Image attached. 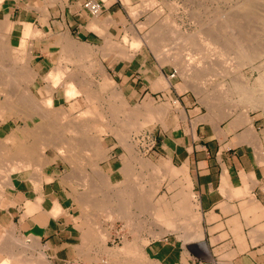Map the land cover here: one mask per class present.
Masks as SVG:
<instances>
[{
    "label": "rangeland",
    "instance_id": "obj_1",
    "mask_svg": "<svg viewBox=\"0 0 264 264\" xmlns=\"http://www.w3.org/2000/svg\"><path fill=\"white\" fill-rule=\"evenodd\" d=\"M4 1L0 0V5ZM129 4L132 8H127L126 11L128 22H123V26L117 29L112 37L113 42L71 44V53L67 58L69 71L65 76H72L75 82L78 81V88L88 90L93 103H89L90 99L85 94L64 101L62 90L56 89L57 99L54 100V107L48 108V114L44 113V120L41 119L42 125L56 126L54 138L57 139V144L54 146L44 144L40 147L33 137L28 135L36 134L41 129L34 128L33 122L37 119L31 120L32 113L26 109L30 108V98L38 104L45 98L41 93L39 95L38 91L40 86L45 84V74L55 66L56 60H60L56 57V51L50 57L48 70L36 77L31 71H26L31 77L26 84L19 79L21 68L18 67L30 68L31 56L26 50L27 38L23 37L25 45L22 49L14 50L9 47L6 39V54L0 55V103L6 97L7 105L10 104L9 109L1 108L0 105V124L7 120L4 127L21 133L19 138L11 133L0 139V169H4V172L13 169L7 167L10 162H14L10 158L12 156L17 159L16 164L23 160L22 153L18 154L22 147L21 141L36 154L35 158L29 159L26 169L37 172L34 165L38 164L40 172L50 163L46 155L54 156L55 173L67 183L64 185L70 192L73 191L76 198H82V195L87 198L79 199L80 204L82 203L81 210L77 204V218L83 220L86 227L80 240L83 264L101 261L108 264H166L149 251L150 245H158L166 240L178 247L181 241L195 242L202 237L200 217L194 214L198 204H195L187 171L173 166L169 161L162 163L152 148L155 143L153 137L159 127H162L164 115L178 119L183 114L180 113L182 105L174 96L185 97L197 113L214 114L221 118L235 113L250 115L258 118L264 128V0H131ZM28 36L30 38V32ZM134 40L137 45L132 46ZM1 49L2 47L0 51ZM110 52H114L115 56L110 55ZM131 58L137 59L138 63L143 60L147 67L161 72L163 76L159 74L155 80L150 81V87L152 90H163L162 95L143 101L139 97L128 101L123 96L120 84L107 68L114 62H125ZM9 68L18 70L4 71ZM8 73L19 76L7 78ZM50 73L47 74L48 81ZM34 79L36 86L31 88L30 82L34 83ZM21 83H24V86ZM56 83L58 85V82ZM2 84H10V87ZM171 91L177 95H173ZM16 101L21 102L19 106ZM59 106L63 108L64 114L66 113V117L62 119L56 118L50 112ZM111 107L116 109V113H112ZM142 110L150 113L152 110L158 111V114L153 116L154 118L148 117L144 111V115L142 114ZM156 117L159 120H156ZM58 139L62 140L61 143ZM81 143L82 145H79ZM13 144L15 149L10 151ZM107 160L118 167L110 177L105 170ZM148 161L152 164L149 165ZM17 169L15 167L12 171ZM158 172H162L161 175ZM0 182L2 195L5 182L3 179ZM72 182L74 184H71ZM128 189L132 190L131 194ZM190 216L192 220H189ZM193 222L196 226L190 232L188 228ZM15 239L12 242H15L18 250L8 254L9 257H0V263L7 260L8 264H23L22 260L40 258L43 255L41 252L39 256L28 255L30 251L21 249L19 243H29L24 238ZM127 245L137 252L133 249L128 250L130 254L128 251L122 252L124 247L126 250ZM43 257L40 260L38 258V264H48ZM177 264L190 263H186L185 257H182Z\"/></svg>",
    "mask_w": 264,
    "mask_h": 264
},
{
    "label": "crops",
    "instance_id": "obj_2",
    "mask_svg": "<svg viewBox=\"0 0 264 264\" xmlns=\"http://www.w3.org/2000/svg\"><path fill=\"white\" fill-rule=\"evenodd\" d=\"M84 1L5 0L0 5V18H6L3 44L0 45L2 55L6 54L4 47L8 45L13 47L11 49H22L25 45L23 37L27 38L26 50L31 56L32 70L18 68L29 70L36 77L48 70L54 51L57 59L62 55L69 57L73 42H113L117 29L128 22L126 11L132 8L131 0H95L101 6L96 17L82 8ZM24 31L30 32V38ZM110 55L115 56L114 52ZM58 60L44 76L45 84L38 91L43 97L50 93L46 76L57 68ZM136 60L117 61L107 68L120 84L123 96L128 101L136 97L143 101L162 95L163 90L150 87V81L162 75L161 72L147 67L143 60L140 63ZM55 82L58 81H53L54 85ZM35 83L36 79L31 88L36 86ZM56 96L52 97L53 105ZM174 97L182 105L183 112L180 110V113L183 114L178 119L164 115L162 127L155 135L153 133L155 143L152 148L162 163L169 161L187 171L195 204H198L194 214L200 217V242L204 244L205 252L198 247V241H181L176 247L166 240L150 245L149 251L166 264H177L182 257L190 264H264L263 126L258 118L250 115L235 113L221 118L209 113L200 114L185 97ZM6 123L7 120L0 124V139L11 133L21 137L20 131L12 132L14 129L4 127ZM14 149L13 144L10 151ZM259 151L263 162L259 160ZM46 158L50 163L41 169L40 175L37 173L38 176L32 169L9 175L10 187L0 195V257L18 250L11 237L24 238L27 243L33 237L38 243L34 256L41 252L48 264L84 262L80 256V240L86 227L84 221L77 218V204L81 210L79 198L55 173L54 156L46 155ZM117 169L112 161L105 162L109 177Z\"/></svg>",
    "mask_w": 264,
    "mask_h": 264
},
{
    "label": "bare ground",
    "instance_id": "obj_3",
    "mask_svg": "<svg viewBox=\"0 0 264 264\" xmlns=\"http://www.w3.org/2000/svg\"><path fill=\"white\" fill-rule=\"evenodd\" d=\"M151 3V2H150ZM261 7V6H260ZM219 16V15H218ZM94 17H96V16H94ZM5 19L6 18H0V45L3 43V42H1L2 41V39H3V32L5 33ZM221 19V18H220ZM94 22V21H93ZM160 26V25H159ZM165 27V26H164ZM166 28H167V26H166ZM162 29V28H161ZM177 30V29H176ZM167 31H168V29H167ZM166 32V31H165ZM210 32V31H209ZM8 33V32H7ZM23 33H25V31L23 32ZM26 33H29V31H26ZM150 33V32H149ZM202 34V33H201ZM33 35V34H32ZM34 36V35H33ZM157 36H159L158 34H157ZM166 36V35H165ZM238 36V35H237ZM155 37V36H154ZM160 37V36H159ZM246 37V36H245ZM208 38V37H207ZM225 38V37H224ZM174 39V38H173ZM150 40V39H149ZM162 40H164V38H162ZM178 40V39H177ZM214 40V39H213ZM250 41V40H249ZM57 42V41H56ZM60 43V42H59ZM75 43V42H74ZM73 43V44H74ZM162 43V42H161ZM220 43V42H219ZM175 44V43H174ZM207 44V43H206ZM223 44H225V43H223ZM228 44V43H227ZM60 45H61V43H60ZM133 45H137V42L134 40L133 42H132V46ZM170 45V44H169ZM176 45V44H175ZM200 45H202V44H200ZM208 45V44H207ZM75 46V45H74ZM131 46V45H130ZM160 46V45H159ZM193 46V45H192ZM206 46V45H205ZM226 46V45H225ZM1 47V46H0ZM71 47V46H70ZM210 46L208 45V48H209ZM158 48V47H157ZM159 49V48H158ZM206 49V48H205ZM219 49V48H218ZM224 49V48H223ZM226 49V48H225ZM14 50V49H13ZM65 50V49H64ZM157 50V49H156ZM207 50V49H206ZM257 50V49H256ZM62 51V50H61ZM205 51V50H204ZM16 52V51H15ZM2 53H3V51H0V55H2ZM5 53V52H4ZM23 53V52H22ZM72 53H74V52H72ZM66 54H67V52H66ZM74 54H76V53H74ZM78 55L79 54H81V53H77ZM225 54H226V52H225ZM174 56V55H173ZM166 57V56H165ZM224 57V56H223ZM67 55H62L61 57H60V60L58 61V66H57V68H55L54 70H52L51 71V73H50V76H49V81H48V76L46 77V79H47V81L49 82V95L47 96V97H45L44 99H43V101H41L40 102V104H38V103H34V101H33V99H29V101L28 102H30V108L28 109L27 107V109L26 110H28L29 112H31L32 113V120L33 119H37V120H35L34 122H33V124H34V128L35 129H41L38 133H36V134H28L30 137H33L32 139L36 142V144L37 145H40V147H41V145H44V144H47L49 147H51V146H54V145H56L57 144V139H55L54 138V129H56V126H53V124H44V125H42V122H41V119L42 120H44V117H43V114L45 113V114H48V112L47 111H49V109L51 108V107H54V105H53V103H52V97L53 96H55V95H57V91H56V89L57 88H60L62 91V93H63V98H64V101L65 100H67V99H70V98H73V97H77V96H80V95H82V94H85L87 97H88V99H90L89 100V103H93V100H92V98L90 97V93H89V91L88 90H84V89H80V88H78V84H76L77 82H75V78H73L72 76L71 77H66L65 76V74H66V72L67 71H69V68H68V66H67ZM81 59V58H80ZM171 59V58H170ZM203 59V58H202ZM218 59V58H217ZM17 60V59H16ZM82 60V59H81ZM175 61V60H174ZM176 62V61H175ZM217 62V61H216ZM219 62V61H218ZM174 63V62H173ZM207 64V63H206ZM208 64H209V61H208ZM220 64H221V62H220ZM219 64V65H220ZM174 65V64H173ZM188 65V64H187ZM199 65V64H198ZM218 65V66H219ZM90 66V65H89ZM175 66V65H174ZM177 66V65H176ZM197 66V65H196ZM195 66V67H196ZM209 67H210V65H208ZM186 67V66H185ZM87 68V67H86ZM217 68V67H216ZM215 68V69H216ZM218 69V68H217ZM11 70L12 71H15V69L13 70V69H11V68H9L8 70L7 69H5L4 71H8V72H11ZM21 70V71H20ZM19 71L21 72V73H19L20 74V78L19 79H21L25 84H26V82H28L29 80H30V76H29V74H28V72H26V71H29V70H26V69H20ZM102 70V69H101ZM191 70V69H190ZM193 70V69H192ZM210 71V70H209ZM105 72V71H104ZM196 72V71H195ZM208 72V71H207ZM179 73V72H178ZM190 73V72H189ZM204 73V72H203ZM14 74V73H13ZM12 73H8L7 74V78H11V79H13V77H15L16 75H13ZM188 74V73H187ZM69 75H70V72H69ZM19 76V75H18ZM18 76H16V77H18ZM31 76H32V74H31ZM180 76V75H179ZM200 79V78H199ZM8 80V79H7ZM20 80V81H21ZM58 81V85H57V83L55 84V85H57L56 87H55V85H54V83H53V81ZM12 81V80H11ZM21 81V82H22ZM33 81V80H32ZM84 81V80H83ZM24 83H21L23 86H24ZM30 83H32L31 84V86L33 85V82H30ZM20 84V83H19ZM48 83H46V85H47ZM81 84V83H80ZM86 84V83H85ZM2 86H9L10 87V84L8 85V84H2ZM21 85H19V87H20ZM86 86V85H85ZM18 87V88H19ZM242 88V87H241ZM23 89V88H22ZM23 91V90H22ZM2 92V91H1ZM24 92V91H23ZM241 92V91H240ZM12 92H10V94H11ZM117 93V92H116ZM7 94V92L5 93V95ZM27 94V93H26ZM26 94H24V95H26ZM2 95V94H1ZM118 94H116V96H117ZM120 95H122V94H120ZM9 96V95H8ZM7 96V97H8ZM28 95H26V97H27ZM84 96V95H83ZM21 97H22V95H21ZM24 98V97H23ZM22 98V99H23ZM56 98V97H55ZM119 98V97H118ZM21 99V98H20ZM28 99V98H27ZM258 99V98H257ZM26 100V99H25ZM15 101V100H14ZM24 101V100H23ZM123 101V100H122ZM257 101V100H256ZM260 101V100H259ZM7 99H6V97H4V101H2L1 103H0V105H1V108H6L7 107V109H9L10 107V104L9 105H7ZM10 102V101H9ZM15 103V102H14ZM16 103H17V101H16ZM19 103H21V102H19ZM19 103H17L18 104V106H19ZM12 105H13V102L11 103ZM16 105V104H15ZM21 105V104H20ZM32 106V107H31ZM16 107H17V105H16ZM15 107V108H16ZM45 107H46V109H45ZM115 107V106H114ZM114 107H111V111H112V113H116V109L114 108ZM22 108V107H21ZM45 110H44V109ZM49 108V109H48ZM138 108V107H137ZM22 109H25V107L24 108H22ZM63 108L61 107V106H59V107H55L54 109H51L50 110V112L56 117V118H58V119H62V118H64V117H66V113L64 114V112H63V110H62ZM89 109L91 110V105H90V107H89ZM161 109V108H160ZM159 109V110H160ZM163 109V108H162ZM18 110V109H17ZM87 111V110H86ZM89 111V110H88ZM143 111H144V114H145V116H148V117H153V116H155L156 114H158V111H154L153 112V110L151 111V113L149 112V111H145V110H142V114H143ZM4 112V111H3ZM49 112V113H50ZM14 113V112H13ZM18 113V112H17ZM102 113V112H101ZM150 113V114H149ZM33 114H34V116H33ZM143 114V115H144ZM159 114H160V111H159ZM162 115V114H161ZM18 116H20V115H18ZM105 116V115H104ZM134 116V115H133ZM137 116V115H136ZM55 117H53L54 118V121H55ZM131 117H132V114H131ZM131 117L129 116L128 118H130L131 119ZM25 118V117H24ZM107 118V117H106ZM154 118V117H153ZM38 119H40V121H38ZM104 119V118H103ZM102 119V120H103ZM129 119V120H130ZM133 119V118H132ZM67 119L65 118V121H66ZM129 120H127V121H129ZM156 120H159V118L158 117H156ZM73 121H75V120H73ZM72 121V122H73ZM124 121H126L125 119H124ZM133 121H134V119H133ZM51 122H53V120L51 121ZM71 122V123H72ZM131 122V121H130ZM44 123V122H43ZM48 123V122H47ZM50 123V122H49ZM54 123V122H53ZM58 123V122H57ZM89 123V122H88ZM87 123V124H88ZM129 123V122H128ZM72 124H74V123H72ZM105 124V123H104ZM110 124V123H109ZM129 124H131V123H129ZM84 126V125H83ZM87 126V125H86ZM109 125H107V127H108ZM104 127V126H103ZM106 127V128H107ZM24 128V127H23ZM33 128V127H32ZM58 128V127H57ZM86 128V127H85ZM113 128V127H112ZM35 129H33V130H35ZM70 129V128H69ZM32 130V129H31ZM75 130V129H74ZM83 130H84V128H83ZM36 131V130H35ZM29 132H31V131H29ZM60 133V132H59ZM246 134V133H245ZM25 137H26V135H24ZM56 136V135H55ZM57 138V137H56ZM247 138V137H246ZM245 138V139H246ZM249 138V137H248ZM22 139V138H21ZM59 140V139H58ZM60 141V140H59ZM62 141V140H61ZM61 141H60V143H61ZM64 141V140H63ZM87 141V140H86ZM93 141V140H92ZM247 141V140H246ZM84 143V142H83ZM87 143V142H86ZM85 144V143H84ZM20 145L22 146L21 147V152L19 151L18 152V154H21L22 153V156H23V160L22 161H20L19 162V164L20 163H22L21 165H19V164H16L18 161H17V159L15 160V159H13V157L14 156H12V157H10L9 155V157L14 161V162H10L8 165H10V166H7L8 168H13L12 170H14V168L16 167V168H18L17 170L19 171V167H18V165L20 166V170H24L23 168H25L26 169V167L29 165L28 164V162H29V159H31V158H35V156H36V154H34V153H32L31 151H30V147L29 148H27L28 146L27 145H25V142L24 141H21L20 142ZM64 145V144H63ZM69 145H70V143H69ZM79 145H82V143L81 144H79ZM90 145V144H89ZM27 146V147H26ZM77 146H78V144H77ZM77 146H75V147H77ZM90 147V146H89ZM89 147H87V149L89 148ZM38 148V147H37ZM48 148V147H47ZM78 148V147H77ZM42 149V148H41ZM40 149V150H41ZM130 149V148H129ZM43 150V149H42ZM54 150V149H53ZM83 150V149H82ZM84 150H86V149H84ZM2 151V150H1ZM261 153V152H260ZM259 153V160H261L262 161V155ZM17 154V153H16ZM21 156V157H22ZM74 158H77V157H74ZM44 159V158H43ZM136 159V158H135ZM11 160V161H12ZM19 160V159H18ZM21 160V159H20ZM72 160V159H71ZM16 161V162H15ZM263 162V161H262ZM262 162H259V163H262ZM15 163V164H14ZM141 163H142V161H141ZM142 164H144V162L142 163ZM148 164H149V161H148ZM147 164V165H148ZM152 164V163H151ZM151 164H149V165H151ZM6 165V164H5ZM38 165V164H37ZM37 165H34V168H36V171L37 172H35V170H34V172L33 173H35L37 176H38V174L40 173L39 172V168H37ZM36 166V167H35ZM141 167V166H140ZM143 167V166H142ZM155 167V166H154ZM173 167V166H172ZM171 167V168H172ZM145 168V167H144ZM157 168V167H156ZM159 168V167H158ZM179 168V167H178ZM177 169V168H176ZM4 169H0V176H1V178L3 179V182H5L4 184V189L6 188V187H10L9 186V183H10V180H9V175L11 174V172H13L12 170H6V172H4L3 171ZM17 170H15V171H17ZM152 170V169H151ZM157 170V169H156ZM33 171V170H32ZM155 171V170H154ZM160 171H162V170H160ZM172 171H174V169L172 170ZM24 172V171H23ZM5 173V174H4ZM7 173V174H6ZM38 173V174H37ZM156 173V172H155ZM159 173V172H158ZM162 173V172H161ZM161 173H159L160 175H161ZM170 173H171V171H170ZM180 173V172H179ZM187 173V172H186ZM3 174V175H2ZM178 174V173H177ZM40 175V174H39ZM185 175V174H184ZM245 175H247V174H245ZM248 176V175H247ZM251 176V175H250ZM249 176V177H250ZM136 177V176H135ZM252 177V176H251ZM245 178H246V176H245ZM1 179V180H2ZM187 179V178H186ZM0 180V181H1ZM188 180V179H187ZM135 181V180H134ZM190 181V180H189ZM252 181V180H251ZM256 182V181H255ZM1 183V182H0ZM247 184V183H246ZM191 185V184H190ZM249 185L250 184H248V187H249ZM188 186V185H187ZM186 186V187H187ZM248 187H245V188H248ZM1 188V187H0ZM12 188V187H11ZM122 189V188H121ZM124 189V188H123ZM122 189V190H123ZM130 189V188H129ZM128 189V190H129ZM184 189V188H183ZM188 189V188H187ZM186 189V190H187ZM250 189V188H249ZM127 190V191H128ZM248 190V189H247ZM247 190L245 191V192H247ZM8 191V190H7ZM132 191V190H131ZM130 190H129V193L131 192ZM154 191V190H153ZM112 192V191H111ZM126 192V191H125ZM156 192V191H155ZM121 193V192H120ZM128 192H126V194H129ZM184 193V192H183ZM84 194V193H83ZM116 194H117V192H116ZM131 194V193H130ZM180 194V193H179ZM75 195V194H74ZM83 196H85V195H82V198H83ZM91 196V195H90ZM130 196V195H129ZM87 197V196H86ZM111 197V196H110ZM128 197V196H127ZM131 197H133V196H131ZM130 197V198H131ZM135 197V196H134ZM78 198V197H77ZM82 198H79V199H82ZM119 198V197H118ZM142 198V197H141ZM83 199H87V198H83ZM89 199V198H88ZM132 199V198H131ZM123 200V199H122ZM86 201V200H85ZM131 201V200H130ZM100 202V201H99ZM84 203H86V202H84ZM82 204V203H81ZM87 204V203H86ZM122 204V203H121ZM120 204V205H121ZM140 204V203H139ZM149 204V203H148ZM174 204V203H173ZM129 205V204H128ZM133 205V204H132ZM137 205V204H136ZM85 206V205H84ZM198 206V205H197ZM86 207V206H85ZM120 207V206H119ZM130 207V206H129ZM146 207V206H145ZM257 207V206H256ZM148 208V207H147ZM146 208V209H147ZM196 210V209H195ZM247 210V209H246ZM245 210V211H246ZM57 211V210H56ZM123 211V210H122ZM155 211V210H154ZM53 212L54 211H52V214H53ZM193 212V211H192ZM253 212V211H252ZM55 213V212H54ZM125 213V212H124ZM109 214V213H108ZM111 214V213H110ZM153 214V213H152ZM155 214V213H154ZM168 214V213H167ZM188 214L189 213H187V217H186V219L188 220ZM192 214V213H191ZM190 214V215H191ZM126 215V214H125ZM166 215V214H165ZM192 216H194V215H192ZM183 217V216H182ZM190 218H191V216H190ZM195 219H197L196 217H195ZM189 220H192V218L191 219H189ZM180 221V220H179ZM197 221V220H196ZM195 221V222H196ZM126 222V221H125ZM191 222V221H190ZM182 223V222H181ZM196 223H198V222H196ZM196 223H192L193 225L191 226V224H189L190 226V228H188L189 229V231L194 227V226H196V225H194V224H196ZM89 224V223H88ZM139 224V223H138ZM198 225H197V229H198ZM185 228V227H184ZM196 229V230H197ZM182 230V229H181ZM186 230H187V228H186ZM192 230H194V229H192ZM195 230V231H196ZM199 230V229H198ZM201 230V229H200ZM188 231V230H187ZM188 231V232H189ZM194 231V232H195ZM191 232V231H190ZM198 233H199V231H198ZM197 233V234H198ZM200 234V233H199ZM198 234V235H199ZM16 235V234H15ZM100 235V234H99ZM158 235V234H157ZM197 235V236H198ZM13 236V235H12ZM105 236V235H104ZM196 236V235H195ZM200 236V235H199ZM198 236V237H199ZM33 237H31V243L29 242V244H26V243H19V245L20 246H22L21 247V249L23 248L24 250H29L30 252L31 251H35L36 250V247L38 246V243H37V241H36V239H32ZM197 238V237H196ZM4 239V238H3ZM103 239V238H102ZM105 239V238H104ZM200 239H201V237H199V240H197L198 241V246H199V248L201 249V251H203V252H205V246H204V244L202 243V242H200ZM13 240V239H12ZM15 240H17V239H15ZM194 240V239H193ZM6 241V240H5ZM100 242H102V241H100ZM13 243V242H12ZM127 243V242H126ZM4 244V243H3ZM126 245V244H125ZM122 246V245H121ZM135 245H133V247H134ZM129 247V248H128ZM135 248H137V247H135ZM6 249V248H5ZM132 250L133 248H130V246H128L127 245V248H126V250H125V247H124V251H122V252H125V251H128V250ZM2 250V249H1ZM123 250V249H122ZM130 250V251H131ZM134 251H136L137 252V250H135V249H133ZM117 251V250H116ZM20 252H22V251H20ZM26 252H28V251H26ZM129 252V251H128ZM24 253V252H23ZM85 253V252H84ZM131 252H129V254H130ZM135 253V252H134ZM21 254V253H20ZM32 254V256H33V252L31 253ZM30 254V255H31ZM42 254V253H41ZM127 254V253H126ZM22 255V254H21ZM86 255V254H85ZM137 255V254H136ZM135 255V256H136ZM10 256V255H9ZM8 256V257H9ZM31 256V257H32ZM39 256V255H38ZM42 256L43 255H41V257L40 258H42ZM134 256V257H135ZM139 256V255H138ZM27 257H30V256H25V258H27ZM87 257V256H86ZM140 257V256H139ZM35 258V259H34ZM32 257V259L31 260H22L21 262L23 263V264H38V262L39 261H37L38 260V258H36V257ZM40 258H39V260H40ZM44 259H45V257H43ZM21 259V258H20ZM23 259V258H22ZM142 259V258H141ZM41 260H43V259H41ZM10 261V260H9ZM43 262V261H42ZM102 263H104V264H108L106 261H101ZM97 263V262H96ZM0 264H7V260H3V263H0ZM42 264V263H41ZM44 264V263H43ZM91 264V263H90ZM144 264V263H143Z\"/></svg>",
    "mask_w": 264,
    "mask_h": 264
},
{
    "label": "built area",
    "instance_id": "obj_4",
    "mask_svg": "<svg viewBox=\"0 0 264 264\" xmlns=\"http://www.w3.org/2000/svg\"><path fill=\"white\" fill-rule=\"evenodd\" d=\"M82 8L90 15L97 16L100 13V3L95 0H86L82 3ZM68 264H83L81 262H70ZM91 264H104L102 262L99 263H91Z\"/></svg>",
    "mask_w": 264,
    "mask_h": 264
}]
</instances>
